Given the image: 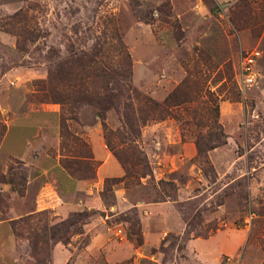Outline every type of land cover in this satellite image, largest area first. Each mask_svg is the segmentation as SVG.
<instances>
[{
	"label": "rangeland",
	"instance_id": "rangeland-1",
	"mask_svg": "<svg viewBox=\"0 0 264 264\" xmlns=\"http://www.w3.org/2000/svg\"><path fill=\"white\" fill-rule=\"evenodd\" d=\"M118 49L129 71L109 79L119 110L100 120L90 104L68 112L50 100L57 61L97 51L98 65L116 66ZM250 50L260 56L247 85L238 72ZM165 98L160 112L151 101ZM117 130L132 139L118 144ZM104 134L146 167L127 163L112 181L124 171ZM60 153L83 155L67 158L72 175L63 169L90 186L71 193L94 196L88 210L35 209L63 192L36 172ZM106 154L121 173L97 181ZM41 210L12 233L10 219ZM60 220L66 230L37 261L26 237L39 247L34 235ZM0 264H264V0H0Z\"/></svg>",
	"mask_w": 264,
	"mask_h": 264
},
{
	"label": "trees",
	"instance_id": "trees-1",
	"mask_svg": "<svg viewBox=\"0 0 264 264\" xmlns=\"http://www.w3.org/2000/svg\"><path fill=\"white\" fill-rule=\"evenodd\" d=\"M119 53V59L115 61V65H105L100 66L97 64V59H95V56L98 54L97 51H94L89 54H71L68 57L62 59L61 61H57L54 65V68L49 70L48 76H47V86H48V97L50 100L54 102H61L64 105V110H67L68 112L72 111L73 107H76L80 104L86 103L94 106L97 108L96 114L100 118V120H103L104 118V110L108 108H113L115 110H119L121 105V94H122V87H120L119 83L117 81H114L113 86L109 85V79L110 78H117L118 76L121 77V79H124L128 77V69L124 68V65L126 66V61L128 62V56L127 53L124 50L118 49ZM62 89L63 91H60L59 89ZM189 99H182L179 100L176 104L185 102ZM171 101L168 98H165L161 103H156L154 101H151L154 108L158 109V111L163 112L165 111L169 106L172 105L170 103ZM124 105V104H123ZM73 113V112H72ZM126 114V115H125ZM163 116V115H162ZM123 124L127 125L128 130L133 134H138L136 129H132V123L129 120L127 113H123ZM64 118L62 117L60 119V125L62 128H65L64 125ZM70 118L75 119V115H71ZM157 118V117H156ZM160 118V116L158 117ZM102 126H104V123L102 122ZM66 130V129H64ZM60 137H71L70 139L75 140L76 138L70 135L68 132L64 131L61 132ZM124 132H120L117 130V135L119 138L118 144H123L124 142L128 140H131L132 138L130 136L127 137V135H124ZM104 140L105 145L110 147L112 155L117 159V161L120 162L123 166L124 174L119 178H112V181H123L125 178H127V175H129L127 167L125 166L127 163L130 164V166H142L146 163V161L140 156L136 155L134 160L133 157L127 156L122 157L119 155V152L116 150V145L118 144H112V142L107 138V135L104 134ZM134 142V141H132ZM83 145V143H82ZM67 147V144L61 140L60 141V149H64ZM68 152H71L68 150ZM200 149L197 147V153L200 154ZM140 153V150H139ZM83 155H75V154H63L60 153L59 157V164L62 168L65 169V171L72 175L74 172V169L71 167V163L69 159L72 158V160H78L76 158H79ZM147 163L145 164L146 167ZM82 168L81 166H77L75 169L78 170ZM128 173V174H127ZM150 174V170L147 168L145 171H141L139 176H145ZM164 183L167 185L173 184L170 181H160V183ZM20 191V190H19ZM170 196V195H168ZM172 200L174 199V195L171 196ZM45 211H37L36 213H30L26 214L24 216L18 217L16 219H10L9 225L11 228L12 233L15 236H18V228L19 224L22 222H26L28 219H32L33 217L39 216L44 214ZM67 221L60 220L58 223H53L49 226L47 224H43L41 227V230L37 232V236L34 235L35 239H38L39 242L42 244L39 247H37V243L35 240H32L31 237H26L30 251L32 253V256L38 261L42 262L43 259H38L36 256L37 249L39 251L44 250L46 248V242L48 241V238H53L55 234L58 232L61 234L66 230L67 227ZM47 229H50V232L48 234ZM59 236V235H58ZM54 240V239H53Z\"/></svg>",
	"mask_w": 264,
	"mask_h": 264
},
{
	"label": "crops",
	"instance_id": "crops-1",
	"mask_svg": "<svg viewBox=\"0 0 264 264\" xmlns=\"http://www.w3.org/2000/svg\"><path fill=\"white\" fill-rule=\"evenodd\" d=\"M92 154L94 159L96 158V155L98 156L96 149H93ZM100 156L102 157V159L95 171L97 181L104 177H111L121 173L120 166L116 163L114 159H112V157H110L108 154L104 156L103 155ZM36 172L37 175L44 174L46 177L51 179L48 180V182L47 181L45 182L50 187H54L51 185H56L57 187L61 185L60 187H64L62 193H66V194H62L59 191H55L54 195H56V198L58 200L57 203L47 206H38L37 203L35 204L36 210H39L41 208H47V209H52L55 213L58 212L63 214L64 212L80 210L81 208L87 210L89 209L90 207L89 201L94 199V196L90 197L88 195L87 200L84 203L82 200H78V199L71 200L73 196L71 195V193L79 190H84L85 192L86 191L89 192L90 186H87V183L86 182L84 183V181L72 179L61 167V165L58 162V159L52 160V163L48 164L47 166L46 165L41 166V168H39V170H37Z\"/></svg>",
	"mask_w": 264,
	"mask_h": 264
},
{
	"label": "built area",
	"instance_id": "built-area-1",
	"mask_svg": "<svg viewBox=\"0 0 264 264\" xmlns=\"http://www.w3.org/2000/svg\"><path fill=\"white\" fill-rule=\"evenodd\" d=\"M260 56L259 51L257 50H250L245 52L240 59L239 62V78L242 80L244 84L250 85L254 82L255 79V62ZM251 219V214H248L245 217V220Z\"/></svg>",
	"mask_w": 264,
	"mask_h": 264
}]
</instances>
